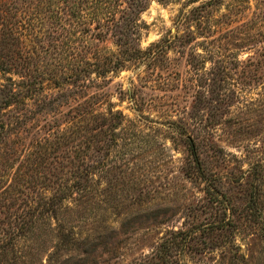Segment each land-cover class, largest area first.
<instances>
[{"label":"rangeland","instance_id":"rangeland-1","mask_svg":"<svg viewBox=\"0 0 264 264\" xmlns=\"http://www.w3.org/2000/svg\"><path fill=\"white\" fill-rule=\"evenodd\" d=\"M73 1L23 5L42 19L19 35L35 86L0 110V264H264V0H121L164 47L105 82L68 78Z\"/></svg>","mask_w":264,"mask_h":264},{"label":"trees","instance_id":"trees-1","mask_svg":"<svg viewBox=\"0 0 264 264\" xmlns=\"http://www.w3.org/2000/svg\"><path fill=\"white\" fill-rule=\"evenodd\" d=\"M27 2L28 0H5L1 3L3 7L0 8V72L8 73L20 64L22 71H16V73L23 74L18 81L8 77L7 82L0 85V94L4 96L0 103V110L19 101L21 86L28 84V92H31L35 86L33 81L35 72L28 64L31 55L30 53L24 55L19 51L20 47L26 46L19 35L27 30L32 38L36 36L35 28L42 17L26 15L25 11L23 12V5ZM146 7V3L138 1L135 8L129 7L128 12L129 9L122 7L121 0H74L69 6L70 28L67 29L71 44L68 52L65 50L69 54L70 61L73 62L68 78L78 81L82 76L83 79L90 76L92 80L100 79L105 82L109 79L108 77L124 68L138 65L145 60L157 59L158 53L164 47L163 44H152L146 49L141 45L144 34L142 24L147 25L141 22L140 16ZM59 12L62 10L57 6V14L54 15L58 17L54 21L56 23L63 20ZM185 18L188 19L189 15H185ZM44 31L40 35V41L46 40L47 36L51 35L49 31ZM110 37L113 39L114 48L106 43ZM77 41H83V49L79 50L75 46ZM37 56L39 57L40 53ZM78 57L82 63L85 61L81 69L75 66L79 62ZM93 72L96 74L94 78L91 77ZM4 125L3 120L0 119V127L3 128Z\"/></svg>","mask_w":264,"mask_h":264}]
</instances>
